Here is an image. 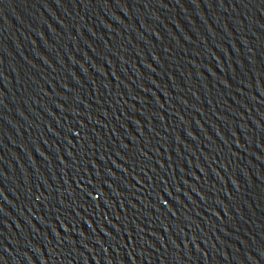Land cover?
Segmentation results:
<instances>
[{"label":"water","instance_id":"water-1","mask_svg":"<svg viewBox=\"0 0 264 264\" xmlns=\"http://www.w3.org/2000/svg\"><path fill=\"white\" fill-rule=\"evenodd\" d=\"M0 264H264V0H0Z\"/></svg>","mask_w":264,"mask_h":264}]
</instances>
